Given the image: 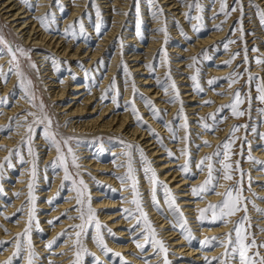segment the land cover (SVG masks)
<instances>
[{
    "label": "rangeland",
    "instance_id": "rangeland-1",
    "mask_svg": "<svg viewBox=\"0 0 264 264\" xmlns=\"http://www.w3.org/2000/svg\"><path fill=\"white\" fill-rule=\"evenodd\" d=\"M42 1H45L47 5V9L45 10V13L40 15L43 16L47 13H51L53 15L50 16V27L48 30H46L42 25H40V29L44 32H49L51 34L55 33L56 34V38H58V36H61L60 41L66 44H70V50L74 51L76 47H78L80 44L84 45L83 50L85 51L83 55L80 56H76L75 58H77L74 63L76 64L77 68H79L80 70L83 71H87L89 74V77L87 78L88 81L86 82V78L83 77V79L81 81L85 80V83L87 85V89H83L81 92L85 94H88L87 92H92L95 90H99L100 87L102 86V82L104 81V73L107 72V68H108V63H110L112 60L114 61L116 67L115 70L113 71V78H115V82L117 85V89L119 91V101H120V106L118 107L117 104L113 103L112 107L114 105H116V114L119 120H121L122 118V114L125 113L126 111H129L132 113L131 108L130 107H125V101H131V100H135V105L136 107L139 109L138 107V100H140L141 104L145 105V98H150L152 101L155 102V106L158 109H161L160 107H158V104L156 103L157 100H161V101H170V98L172 97V95H174V93L172 92L171 88H169V92L168 94H163L160 95L162 92H164V87L163 85H157V90L156 91H160L159 94H157L156 99H152V95L148 94L144 91L143 86L145 87H150L151 85H144V83L147 80H143L144 78H149V80H156L157 77L160 78L161 81H164L166 78V74L169 71V67L171 70V75L172 78L175 80V83L177 85V87L179 88V92H180V97L183 100V108H184V114L187 116L188 119V125H189V129H188V134L190 135V139L189 141H183L181 140H173L172 134L171 132L168 130V128L166 127V123L167 122H171L173 127L177 130V134L179 137H184L186 135L184 129L180 128V125L184 122L182 117H180L178 115L179 113V109L181 107L179 102H169L170 104L173 103H177V108L176 111L177 112H172V111H168L163 113L162 112V120H157L158 123H160V125H162L164 127V131H159V129L157 130L156 128L152 127L153 129H155L156 133L159 134V137L163 138L164 144L167 145L168 149H171V151L173 153H175V155L177 157H179V159H175V158H169L168 160H172L175 163H179L180 162V149L184 148V147H188L190 152H191V160H192V166L190 169L191 173H194L195 175H190L188 176L190 178L191 184L189 183V185L187 186V189H190L192 183L194 180L192 179H196L198 178V176H200L203 172H200L198 169H196V163L199 162L204 156L206 155H210L212 153H214L216 151V146L221 144L224 140H226L230 134V132L232 131L233 125H248V128H241L236 135L240 138L236 141V144L234 146L233 151L235 153H237L236 155L232 156L231 162H233L235 164L236 161H239L240 163V167L244 170L245 172V177H244V181H243V195L245 197L248 198V215L251 217V228L249 229V231L253 234H255V237L257 239V242H261L264 241V232H261L260 229L264 228V222H262V219L264 218H259V213L252 205V201L255 202V204L258 206V204H260V200H263L262 198H264V194H261L264 192V181H259L258 178L261 177L262 174H264V166L260 165L259 163H256L254 161H251L248 159V155H249V144L247 142H251V148H250V153L253 157L256 158L257 161H264V159L258 158L256 156L257 151H254L253 149H257V150H263L264 151V140L260 139L259 134L260 133H264V116H262L259 112V109L264 108V103H261L258 99H257V95L258 93L256 92V85H258L259 83H261V79L260 78H264V65H258L255 63V58L260 57L262 59H264V27H262L259 23V18L256 15V9L254 8V5H259L260 8H264V5L262 4V2L260 1H256V0H242L243 3V7H244V16H243V28H244V34H243V40L247 42V47L249 49L248 51V57H249V61H251L250 64V70L252 72V74L256 77H258V79H255L252 84H251V96H252V103H251V110L250 113L246 114L245 116H242L240 118H235L232 116L231 111L229 109H225L223 112L219 113L218 117H217V124H216V131L215 132H211V131H206L203 126H202V121L201 119H195L194 117H207L210 113H215L217 112L218 108L221 105H225V104H229L232 101L233 98V94L236 90H241V95L242 97L245 96V94L249 91V86L246 85V81L248 79L247 74H244L243 78L239 80L238 83L234 84L232 86L231 89H229V83L228 81L224 80V79H219L217 81V83L215 85H209L208 81L213 79V78H223V77H227L230 73H232L234 70L238 69L241 73H245V69L249 67V65H245L243 64V52H242V48H243V41H241L239 38L241 37V32L236 31L234 26L237 24L238 19L240 17V12L237 11L235 13H232L231 17L227 19V22L223 24V30L222 31H218L215 29V25H219L221 24L222 21H224L226 18L223 14H219V8H220V0H200V3L202 4V6L204 7V12H203V16H204V28L198 33L196 31L193 30L192 28V33H190L187 30V26H191L194 23H199L198 21H191L189 22L187 16L185 15L186 13H188L190 10L188 7H185V11H184V17L182 19V14L180 16H178L177 14H175V11H173V9H168L169 6H167L164 0H158V4L157 6H153L150 5L148 3V0H138L139 2V16L137 15L136 12V4H137V0H118L117 2V6H119V8H113L114 12H109V8L110 7H106V6H113L112 4H114L113 0H29V2L27 4L25 3H21V0H12V4H16L14 6V11H16L17 7L19 6H24L25 10L30 9V13L31 14H35L36 13V8H38V4ZM173 0H169V4L172 3ZM181 1L182 4H184ZM105 2V3H102ZM190 2L192 3L193 0H190ZM227 3L229 5V9H231V7L234 6L235 4V0H227ZM128 5V6H126ZM82 8L80 12H77L74 18H69L72 14L73 8L79 9ZM156 7H162L164 9V15L163 16H157L154 17L153 16V11L156 9ZM175 7V6H174ZM171 8V7H170ZM99 10L100 15L97 16V11ZM179 9H176V12H178ZM42 12V11H41ZM148 13H151L148 15ZM121 14H126L123 16V18H121L120 16H122ZM192 15H199L200 13L198 11L193 10L191 12ZM31 15V17L33 16ZM151 15V16H150ZM36 16H33L31 18V20H34ZM37 18V17H36ZM69 20V21H67ZM82 20L83 25H84V32L81 33L79 30V24H76V28H75V36L71 35V34H66L65 29H67L70 25H72L74 22ZM121 21V23H119L118 21ZM156 20H158V23H154ZM23 21V19L21 20ZM39 22V21H38ZM99 24L100 25V32L97 33L96 31V25ZM28 26V25H27ZM90 26V27H89ZM154 26H158V27H154ZM112 27H118L119 30L116 32V34L114 35V37H112L109 41L110 42V46L108 47V50L105 52L106 56L105 58L103 57H99L97 59L96 64L90 68L87 67L86 64V60L89 61V57L90 55H88L89 52H86L87 49L92 50V48H99L102 47L103 45L98 44L100 40H98L99 38H104L105 36H107V34L110 32ZM167 28V42L165 43L166 37L165 34L161 31H159V29L161 28ZM0 29L4 30V33L6 35V37L13 41L16 44H19L21 46H23L25 49H31V59L33 62L36 63L37 67H38V71L33 70L31 68L28 67V62L24 59L21 60L22 66H23V70L26 72V74L31 78V80L33 81V91L36 97V103L39 104L40 101H43L44 105L46 106V111L48 113V115L52 118L53 120V129L58 131L60 134H62L63 136H72L75 137L77 139H79L80 141H82V143H85L87 145H85V147L90 146L91 148V158H92V162L96 164L100 163V164H105L106 167H108V170H113V171H100L97 169H94L92 164L88 162H86V157L83 156V152L82 150H78V146L75 141H73L72 146L74 148V151L76 153V155L78 156V163L81 165L80 169H79V173L80 176L77 177V179L79 178H83V180L86 182V184L88 185V189L90 191V195H91V203H92V207L94 208L92 199L94 198V192L92 191L93 189H96V187L100 186L101 193L105 195V197H100V201L102 199H105L106 197L108 199H112V200H119V201H123L125 200L124 197L120 196V190H116L114 188V186H111L110 188H108L107 184H102V182H100L99 176L97 175L98 172H101L104 175H109L111 177H117L118 175H123L126 172V168L125 167H118V164L116 163H125L126 162V157L122 156L121 154L125 151L123 145L120 143L121 140H123L124 142L127 143H132V144H138L140 145L145 153L147 154L148 158L152 161V165L153 167L156 169L155 164H156V160L152 159V157L149 156V153L147 151L148 148H145V144L142 141L139 140H134V141H130L127 140L126 138H123L122 136H115V135H111V134H103L100 137H81L78 134H73V133H68L67 129H66V122L63 123V121H61L60 118V114L57 113V111L55 110V106L52 103V99L49 95V89L47 88V84L45 83V81H47V75H44L46 72L49 71V67L46 66L45 63V59L43 56H48V57H54L55 59L60 61V65H58L60 68L59 69H54V71L56 70V76L58 77V79L60 81H63L64 79L67 78V76H71L74 74V70L72 71V67L68 66V60L65 57H61V55L56 52L55 49L52 48H48L46 45H40V44H36L34 41H25L24 40V36H22L18 30L16 29V27L13 25L12 22H10V19L4 17L1 13H0ZM159 32V33H156ZM139 33V34H138ZM212 33H219L221 34L219 39H214L213 42L205 47H201L197 50H195L194 52H190V47H192L193 45H195V43L202 39H205L207 37H209ZM50 34V35H51ZM153 34H158L160 38L157 39H161L162 43L161 45H159L155 50H151L153 55L151 58L146 57L147 53L146 51L149 50L148 46L150 45L149 39ZM186 34V35H185ZM38 34L36 35H32L33 38H35ZM133 37L132 39L130 38ZM108 37V36H107ZM190 37V39L188 38ZM155 38V37H154ZM229 39L231 40H235L237 41L236 43L230 44L228 50H225V48L223 47V44L225 42H227ZM121 41H122V46H121ZM213 45H216L217 47H213ZM89 47V48H88ZM118 47V48H117ZM96 48V49H97ZM256 48L258 49V51H253V49ZM41 50H43L41 52ZM61 50V49H60ZM162 50H166L167 52V59L164 60L163 59V52ZM204 50H207V55L204 56L202 55V52H204ZM40 51V53H43L42 57H37L38 56V52ZM237 51H241V55L239 57H237L231 64V66H226L224 65V67L230 68V71L226 74H224L223 76L220 77H216L213 76V73L210 71L213 68H220V66H218L216 64V62H220L221 58H224L225 61H228L230 59H232V56L235 52ZM117 54L118 58L117 59H113L114 55ZM133 54H138L139 58L136 61H130L134 56H132ZM82 57H84V59H81ZM193 57H197V62L195 63V66L190 67V65H193ZM8 59V57H6ZM150 60V61H148ZM181 60V63H179V61ZM53 61V60H52ZM103 61L102 64H98V62ZM146 61V62H145ZM224 61V62H225ZM127 65L129 71L131 72V77H126L122 64ZM134 64H141L143 67H146V69H143L141 71H133L135 68L132 67ZM152 65L153 69H150L148 67V65ZM0 65H4L6 67L7 63H0ZM223 65V64H222ZM56 66L53 63V67ZM187 66L188 68V75L189 78L192 75L196 74V69L199 68L200 72H199V82L201 84V86L204 88L203 92H197L195 91V99L190 101V97H186L184 96L185 94L182 92L183 88L181 86L182 80H180V78L178 77L179 75H181L182 73V69H184L183 67ZM67 67V70H66ZM101 67V72H100V68ZM53 69V68H52ZM97 72V76L96 78H93V72ZM148 72V73H144V72ZM76 72V71H75ZM162 72V73H161ZM144 73V74H142ZM77 74V72H76ZM91 75V76H90ZM138 75H142V78L140 79L138 77ZM186 75V73L184 74ZM11 77V74H10ZM11 79V78H10ZM92 79H94L92 81ZM128 80L129 83L126 85L125 84V80ZM135 81V85L136 88L138 89L137 93H133V89L131 86V80ZM113 80V79H112ZM10 81V80H9ZM74 82V81H73ZM112 82V81H111ZM110 82V83H111ZM123 82V85L121 86L120 83ZM190 82L193 83L192 80H190ZM9 83V82H8ZM65 83V82H63ZM109 83V85H110ZM170 85V81L168 82ZM108 85V87H109ZM194 87V86H193ZM70 88V87H69ZM123 88V89H122ZM125 88L128 90V93L130 94V96H128L127 100L124 101L125 99ZM182 88V89H181ZM108 89V88H107ZM0 91H1V85H0ZM70 92V91H69ZM144 92V93H143ZM19 93H22V91H20L19 88H14L10 94L11 98H9V104L6 107H0V109L4 108V111L6 109H10L13 107V104L15 101L18 100V96ZM80 93V94H82ZM218 93H227V95H220ZM142 94V95H141ZM23 95V93H22ZM112 95H114V93H109L108 94V104L112 103ZM171 95V96H169ZM0 96L2 95V92H0ZM160 96V97H158ZM169 96V97H168ZM167 97V98H166ZM219 97L223 98L220 99ZM228 99L226 100L225 98ZM201 100V101H198ZM27 100V106L25 107V111L22 113H26V111H31V112H37L39 114V110L38 108H36L35 106H33V104L28 100ZM80 100H82V98H80ZM207 100H211L214 101L213 104L206 105L204 102ZM70 101V96H65V99L63 101H61L63 104L65 103H69ZM76 101V99L72 100V103ZM124 101V102H123ZM97 104L100 105V107L103 106V104L101 103V97L97 98V100L95 101ZM191 108L194 109H189V106ZM196 106H198V108H195ZM200 106V107H199ZM147 107V106H146ZM207 108V110L205 109ZM242 109H248L249 108V104L247 102V100L245 99V102L241 105ZM202 109H205V113L198 115V112L201 111ZM147 112L149 111V108H146ZM207 111V112H206ZM139 112L141 113V110H139ZM189 112L191 114H189ZM21 115V116H25V115ZM63 114V113H62ZM98 113H95V115H97ZM113 113L109 114L105 119H111V115ZM142 114V113H141ZM132 116H134V114H131ZM143 115V114H142ZM151 115V113H150ZM173 115V116H172ZM14 117L17 116L13 115ZM135 117V116H134ZM223 117H227V119H221ZM26 118V122H31L32 121V117L31 116H25ZM144 120H146V118L143 116ZM231 118L238 120L236 123H233V120H231ZM193 122V123H192ZM229 122H231V125L228 124ZM148 123V122H147ZM208 123H213L212 121H208ZM9 124V123H8ZM6 124V127L7 125ZM227 125V127L230 125L232 126L231 128L229 127V130L227 131V133L225 134L224 137H221L218 141H211L210 139H205L204 135H214V136H221L224 135V133L222 134V131H224L226 129V127H224V125ZM225 125V126H226ZM135 126V125H134ZM149 126V124L143 125L142 128H144L145 130H147V127ZM201 128V129H200ZM165 129H167L165 131ZM253 129H255V131H253ZM15 130H20L19 128H14L13 131H11V133L15 132ZM166 132V133H165ZM229 132V133H228ZM4 136L9 135L11 133H5V132H1L0 134H3ZM216 133H219V135H217ZM27 136V130L23 131V134L21 137L19 138H15L17 145L13 148H17L20 147L21 148V155L23 156L24 160L26 161V163H21L20 157L13 155L11 157V162H12V167H8L5 164L4 170H3V178L0 179V185H2L3 187V192L0 193V241H5L4 240V236H6L7 234L10 233V226L14 225V224H18L19 221L21 220H27L28 219H22L21 216H27L32 208V204L28 203L29 197H28V185L29 183H33V177H32V165H33V157L28 155V151H27V146H21V140L22 137L26 138ZM151 136H153L151 134ZM245 137H247V141H245ZM153 138H155L154 140L158 141V139L156 137L153 136ZM42 139H44L43 137V125L37 126L35 128L34 134H33V140H32V147L34 149V151L37 153V158H36V177H35V181H34V187H33V194L36 197L35 200V208H36V218L39 221L38 226L33 223L32 228H31V241L32 244L34 246V250L37 253V256L34 260V264H56V260L58 258V256H60V253H54L53 251L55 249H58L59 246L64 243V241L68 238L73 239L72 242L74 244V240H75V231L77 230H73L72 228L69 229H65L68 231V235L67 236H62L60 237L59 240H57L56 244L53 245V247L51 249H49L46 245V249L48 253H44L41 252L40 250H42L41 246H38V244L40 245V243H34L36 240H41L42 239V243L46 242V244H48L49 241L53 240L54 237L57 235V231H54V234L52 236V238L50 239L51 235L50 232L53 231V229L59 224L61 223L62 220L65 219V216L63 215H57L56 217H59V220H56L55 216H54V221L55 224H50L49 222L48 224V231H45V229L42 227V224L40 223V212L44 211L45 207H40L42 205V203H49V201H51V203H49L48 207L49 209L46 210L49 213L55 212L56 214L60 211L59 210V205H62V203L65 201L66 199V195L68 193H70V191H72L74 193V196L72 197L75 200V196L76 193L72 190V185L70 182H65V187L62 189L61 188V184L63 181V170L61 168H57L56 170H53L50 167V164L55 160L56 156H57V152H55L54 157L50 160L47 161V159L44 158V155L46 153V151H41L42 148H45L46 150H48V146L44 145L42 146L43 143H40L42 141ZM204 140H208L211 143V146H205L203 141ZM93 141H102V143H95ZM170 141L173 142V144L177 145L175 147H170ZM181 141V142H179ZM45 143H48L46 140L42 141ZM143 143V144H142ZM158 145H160V143H157ZM49 145V144H48ZM199 145V147H197ZM241 145H243V155H240L241 152ZM160 147H162L160 145ZM204 147H208L209 148V153L206 154H199V151H202L204 149ZM9 148V147H8ZM116 148H120L122 150V152L115 154L114 156H112V152L116 149ZM101 149H103L101 151ZM163 151H165L164 155H167V152L165 150V148H163ZM9 150V149H8ZM184 157V156H183ZM221 159V157H214L212 163L216 166V167H220L218 161ZM134 160H135V167L138 169L137 175L139 178V184H140V190L143 193V206L145 211L148 213L147 211V199H146V194L144 191H147L150 188H144V183L141 180V174H143L142 168H141V164L139 162V154L134 152ZM184 163L187 160V157L183 158ZM5 162V161H4ZM182 163V164H184ZM181 164V165H182ZM109 165V166H107ZM69 167H70V171H72V173L75 175V173L77 172V169L71 166L70 160H69ZM123 169L124 172L122 173H116L117 171H119V169ZM180 169V165L173 167V170L175 169ZM117 169V170H116ZM50 172V173H47ZM157 171V170H156ZM194 171V172H193ZM197 171V172H196ZM21 172H28V175H22ZM115 172V173H114ZM158 172V171H157ZM182 172L179 170V173ZM205 179L207 178V171L205 170ZM258 172H261V175L258 174ZM115 174V175H114ZM159 175V174H158ZM144 176V174H143ZM25 178V179H19V178ZM58 177V179H60L59 185L60 188L56 189L57 192L54 193V197L52 195H47L45 194V198L43 200V196L40 194V190L43 189L44 192L43 193H47L49 191H51V189L53 188V184H54V180ZM239 179V174H236V177L233 181H225L223 179L220 180V184L224 185V188H218L219 190H221L220 192H224L226 190V188L230 185H233L236 183V180ZM118 180V179H117ZM147 180L144 176V181ZM18 181H26V184H28L27 186L24 187H16L14 188L13 186L17 185ZM148 182V181H147ZM149 183V182H148ZM201 183V182H200ZM249 184H250V190H249ZM149 187H151L150 184H148ZM6 186V187H5ZM107 187L108 189L106 190V188L104 189V187ZM169 186V185H168ZM197 186V185H196ZM170 187V186H169ZM5 188H7L8 190H5ZM171 188V187H170ZM183 188H180V190H182ZM217 189V190H218ZM13 190V194H10L9 192ZM15 190V191H14ZM173 194H175V196H179L177 194V192L173 191L174 189H171ZM177 190V189H176ZM179 190V189H178ZM189 193H191V191H188ZM17 193L20 194H24V200H23V204L19 207H17L14 211L9 210L10 206L14 203V198L17 197ZM158 193L161 194L163 197V189L159 188L157 191V197H158ZM130 194L131 197V193ZM255 194V195H254ZM41 195V196H40ZM20 196V195H19ZM195 197V196H194ZM197 199V200H194ZM193 200V202H195L194 204H196L197 202H200V198L195 197ZM70 198L67 200L69 201ZM178 200V198H177ZM204 200V198H203ZM222 200V197L220 196L217 202ZM42 202V203H41ZM160 202V209H158L156 207V211H158L160 214L163 215V217H167L166 221H169L168 224H166L165 226H168V228L165 229V231H168L169 229L174 230L175 232L178 233L175 237V239H178L180 236H183L184 239H186L185 242V246L189 243H191V245H193V247L198 248L202 253H199V256H193V257H187V255L184 256L185 253H177L176 251V247L173 241L169 242V238H164L167 235H163L164 230L161 229V224L159 223H155L153 222V220L151 219V217L149 216L150 220L152 221L153 225L155 226L157 233H158V239H162L165 241L166 246L168 247V259L171 261V264H174V262H180V261H184L186 264H203V259L200 260H194L196 257H208L209 259H211L210 255L207 256L206 254H204V251H208L206 249H209L210 251H214L217 250L218 248H220L221 251H219L220 253L218 254L217 257H219L224 251L225 249L221 246L218 245V243H214V246H210V247H206L204 248L198 237L199 234L202 233V230H195L196 228H198L194 223H189L190 220L187 218L188 220V224L189 226L192 228V234L196 237L195 239L189 241V239H187L185 237V235L182 233L181 229L179 228H174L173 224L175 223V218L173 217L172 212L168 209L167 204L165 202V200H163V202ZM177 203L180 206V202L177 201ZM74 206L72 207L73 209V213H75L74 215H69L71 213V211H66L68 213V217L72 216V217H77L79 214L74 211V208L76 206V200L74 201ZM130 208H133L134 206L130 203ZM206 206V205H205ZM21 207L24 208L23 212L18 211L19 209H21ZM207 207V206H206ZM259 207V206H258ZM181 210L183 211L182 207L180 206ZM198 208V206H196V209ZM205 208V207H204ZM261 209H264L262 207H259ZM24 212H26V214H23ZM110 212H120V213H124L123 212V208L120 211L112 210ZM49 213H46L47 215ZM97 213V212H96ZM184 213V212H183ZM199 213V212H197ZM45 214V215H46ZM77 214V215H76ZM166 214V215H165ZM127 215L126 213L121 217V218H125ZM185 215V214H184ZM11 217V219H6L5 217ZM98 219L99 221L104 224L107 225L106 222H104L103 218L100 217V214L97 213ZM244 216L243 212L238 213L237 215L233 216L230 218L231 223H229V230L227 232L230 231V229L233 228L234 224L241 218ZM258 216V217H257ZM264 216V215H262ZM186 217V215H185ZM128 221H132V218L129 217L127 218V222ZM81 221L79 219H73L72 225L74 224H80ZM137 224V220L134 219V225L132 227H130V234L126 235L122 238H119L120 240H122L121 242L118 240L117 236V232L112 228L113 233L115 234L114 236H111L107 233V231H104V238L105 241L109 238H117L114 239L115 243L117 244V242H119L120 244H123L125 246H127L128 244H133L135 245V247L133 250L136 253L130 251L129 249H127V253L126 256L124 257V259H126L129 264H139V262H141L142 264H163V253H159L158 249H154L151 244H149L145 239H144V229L143 227H136ZM27 227V223L25 225V228ZM108 227V225H107ZM224 226H222L219 223H215V228L216 229H222ZM110 228V227H108ZM124 228V227H121ZM5 229L8 230V232H5ZM135 229V230H134ZM64 230V231H65ZM24 231V229H23ZM23 231L19 232L22 233ZM62 231V232H64ZM134 232H140L138 235L137 234H133ZM224 232V233H227ZM215 234L212 236H207L205 233L201 234L202 239L208 238V237H223V234ZM167 234H170V232H167ZM95 235V228L94 227H89L86 230V235L83 237V244L84 246L88 249L89 253L90 252V247H89V240L92 239V237ZM130 238V239H124V238ZM169 237V236H168ZM14 239V238H13ZM13 239L7 240V241H12ZM93 240V239H92ZM139 241L141 244H145L146 247L143 249V251L139 248H137L136 246V241ZM95 242V241H94ZM107 243V241H106ZM38 246V247H37ZM45 246V245H44ZM74 246V245H73ZM72 246L71 249L72 252H74V247ZM184 246V245H182ZM202 246V247H201ZM11 245H7L5 246V248L3 250H0V253H2L3 251H5L6 248H10ZM13 247V252L15 251L14 246ZM190 247V246H188ZM152 251L153 253L151 255H146L148 252ZM262 251H264V249H262ZM105 254V253H104ZM42 255V256H41ZM57 255V256H56ZM92 257V258H90ZM96 257L97 254H95V256L89 255V254H82V264H92L94 262H96ZM48 259L47 261H45V259ZM72 262L71 264H74L75 261V254L69 257ZM157 258L159 261L158 263H152V259ZM100 259V258H99ZM113 259V262H115L116 264H123V261L120 260L117 257H114L111 254H105V258H101V261H104V264H106L107 262H111ZM92 262V263H91ZM13 264H27V259H26V252L21 254V258H16L13 260ZM212 264H217L216 261H212Z\"/></svg>",
    "mask_w": 264,
    "mask_h": 264
},
{
    "label": "snow or ice",
    "instance_id": "snow-or-ice-1",
    "mask_svg": "<svg viewBox=\"0 0 264 264\" xmlns=\"http://www.w3.org/2000/svg\"><path fill=\"white\" fill-rule=\"evenodd\" d=\"M29 0H21V3L27 4ZM182 2L189 8V12L185 15L187 16L189 22L191 21H198L199 23L192 24V28L196 32H200L204 28V7L200 3V0H193L192 3H188V0H182ZM215 2V0H214ZM148 3L153 6H157L158 0H148ZM256 9V15L259 18V23L262 27H264V8H260L259 5H254ZM195 10L198 11L199 15H192L191 12ZM239 11L240 17L238 19L237 24L234 26L236 31L241 32V37L239 38L243 41V64L249 65L248 68L245 69V73H241L238 69L234 70L230 73L227 77L223 78H213L208 81L209 85H215L219 79H224L229 83V89L232 86L239 82L240 79L243 78L244 74H247V81L246 85L249 86V91L245 94L244 97L241 95V90H236L233 94V98L231 103L221 105L217 112L210 113L207 117H202V126L206 131L215 132L216 131V124H217V117L219 113L223 112L225 109H229L231 114L235 118H240L245 116L246 114L250 113L251 110V103H252V96H251V84L255 79L258 77L254 76L250 70L251 61H249L248 57V47L247 42L243 40L244 28H243V16H244V7L242 0H235V4L231 9H229V5L227 0H220V8L219 14H223L225 16V20L221 22L219 25H215V29L218 31L223 30V24L227 22V19L231 17L232 13ZM136 12L139 16V2L137 0L136 4ZM53 15L51 13H47L43 16L37 17L40 24L48 30L50 27V16ZM100 15L99 10L97 11V16ZM164 9L162 7H156L153 11V16H163ZM79 24V30L81 33L84 32V25L82 20L74 22L70 25L67 29H65L66 34H71L75 36V28L76 24ZM97 33L100 32V25L97 24L96 26ZM159 31L165 34L167 42V28H161ZM139 34V33H138ZM186 35V34H185ZM190 39V37H188ZM237 41L229 39L227 42L223 44L225 50H228L229 45L236 43ZM122 46V41H121ZM213 47H217L213 45ZM31 49H25L23 46L14 43L13 41L9 40L3 29H0V59H3L4 56L8 57L7 62V71H5V66L0 65V81L7 84L10 80V74L15 75L18 78L17 87L22 91L23 98L28 99L33 106L38 108L39 114L37 112L26 111L24 114L25 116H31L32 121L26 122L27 123V136L26 138H22L21 146H27L28 155L33 157V165H32V177L33 183H29L28 185V203L32 204V208L28 214V221L27 227L24 229L22 233H18L12 241H0V250H3L5 246L12 245L15 248L12 256H10L7 260L0 262V264H13V260L16 258H21V254L26 252V259L27 264H34V260L37 256V253L34 250V246L31 241V228L33 223L37 226L39 221L36 218V208H35V200L36 197L33 194V187L34 181L36 177V158L37 153L34 151L32 147V140L35 128L37 126L43 125V137L48 142L50 149L55 148L57 152V156L55 160L50 164V167L53 170L57 168H61L63 170L64 176L63 181L61 184V188L65 187V182H70L72 185V190L76 193L75 200L76 206L74 211H76L79 215L77 217H68V213H62L63 216L69 219H79L81 221L80 224L71 225L70 228L75 231V240H74V252H75V261L74 264H82V254H89L95 256V253H89L88 249L83 244V237L86 235V230L89 227L95 228V235L92 239L95 241L96 245L105 253L111 254L114 257L119 258L123 261V264H129V262L124 259L123 254L120 252H114L113 249L109 248L105 238H104V231L106 230L107 233L111 236H114L111 228H108L107 225L102 224L97 216L96 210L92 207L91 203V195L88 189V185L83 180V178L77 179L80 176L79 169L81 165L78 163V156L76 155L74 148L72 146L73 141L77 145L82 143L79 139L72 137V136H63L58 131L53 129V120L48 115L46 111V106L44 105L43 101H40L39 104L36 103V97L33 91V81L31 78L26 74L23 70V66L21 60L24 59L28 62V67L38 71V67L35 62L31 59ZM253 51H258V49L254 48ZM163 52V59H167V52L166 50H162ZM202 55H207V50L202 52ZM241 55V51H237L233 54L232 59L225 61L224 64L226 66H231L232 62ZM49 59L53 60V63L58 67L60 61L55 59L54 57H49ZM197 57H193V65L190 67L195 66L197 62ZM103 61L98 62V64H102ZM255 63L258 65H264V59L257 57L255 58ZM124 73L126 77H131V72L129 71L126 63L122 64ZM150 69H153V66L150 64L148 65ZM199 68L196 69V74L192 75L190 79L193 81V86L195 91L203 92L204 88L201 86L199 82ZM88 75V72L85 73ZM261 83L256 85V92L258 93L257 99L264 103V78H260ZM171 82L170 85L168 82ZM129 81L126 79L125 84L127 85ZM157 85H163L165 94H168L169 88H171L174 95L170 98L169 102H179L181 107L179 109L178 115L182 117L183 123L180 125V128L184 129L186 135L184 137H179L177 134V130L173 127L171 122L166 123V127L172 134L173 140H183L189 141L190 135L188 134V119L187 116L184 114L183 108V100L180 97L179 88L177 87L175 80L172 78L171 70L169 67V71L166 74V78L164 81H161L159 77H157ZM131 86L133 89V93H137L138 89L136 88L134 79L131 80ZM90 91V89H89ZM109 93H114L111 99L112 102L120 106L119 101V91L117 89V85L115 82V78H113L112 82L110 83L108 89L105 91V94L101 97L102 99H107ZM220 95H227V93H218ZM142 95V94H141ZM247 100L249 104L248 109H242L241 105ZM206 105H211L214 101L207 100L204 102ZM9 104V98L7 96H0V107H6ZM145 104L149 108L151 114L157 119L162 120V111L155 106V102L152 101L150 98H145ZM125 107H130L132 113L135 116L137 123L141 126L146 125L147 121L144 120L143 115L139 112V109L135 105V100L125 101ZM259 112L262 116H264V108L259 109ZM22 116L21 114H17L15 117L9 118V124L7 127L0 126V132L11 133L14 128H19L22 125L19 123ZM227 119V117L221 118ZM208 121H212L213 123H208ZM241 128H248V125H233L232 131L230 132L228 138L224 140L221 144L216 146V151L210 155L204 156L199 162L196 163V168L200 172L207 171V178L204 182L198 186H190L191 193L193 196L203 199L207 194L212 193L222 197V200L218 203H209L207 207L201 208L198 210L199 215L197 217L198 222L203 225L205 222L208 223H219L222 226H227L231 223L230 218L237 215L240 212L244 213V216L241 217L230 229L229 232L224 233L223 237H208L200 241L201 245L204 247L214 246V243H218L219 246L223 247L225 251L219 257H212L209 259L205 257L206 264H212V261H216L217 264H264V241L257 242L255 234L251 233L249 229L251 228V217L248 215V198L243 195V181L245 177L244 170L240 167L239 161H236L235 164L231 162L232 156L236 155L233 151L236 141L240 139L236 133ZM147 130L158 139L160 145L165 148L167 155L169 158L179 159L171 151V149L167 148V145L164 144L163 138L159 137V134L156 133L155 129L151 128L149 125ZM255 131V129H253ZM260 139L264 140V133L259 134ZM247 141V137L244 138ZM95 143H102V141H93ZM123 145L125 151L121 154L122 156L126 157L125 163L118 164V167H125L126 172L123 175H118L116 178L120 180L122 185H125L124 190L130 191L131 199L128 201L134 207L133 208H125L123 212L126 213L125 218H133L137 220L136 227H143L144 229V239L151 244L154 249H158L159 253H163V264H171V261L168 259V247L165 244V241L162 239H158V233L153 225L152 221L150 220L148 213L145 211L143 206V193L140 190L139 178L137 175L138 169L135 167V160H134V152L139 154V162L141 164V168L143 174L149 184L150 187V196L152 203L160 209V202L157 197V191L159 188L163 189L164 200L167 204L168 209L172 212L173 217L175 218V223L173 227L179 226L182 233L185 235L189 241L195 239L196 237L192 234V229L188 224V220L185 217L183 211L181 210L179 204L177 203V197L173 194L171 188L159 178V175L156 169L152 165V161L148 158L147 154L145 153L144 149L138 144H132L124 142L123 140L120 141ZM205 146H211L210 141L204 140L203 141ZM249 144V155L248 159L259 163L260 165L264 166V161H257L255 157H253L250 153L251 142H247ZM4 146H0L3 148ZM199 147V145L197 146ZM103 149H101L102 151ZM9 155L5 157V162L0 163V179L3 178V170L5 164L8 167H12L11 157L13 155L19 156L21 163H26L23 156L21 155V148L17 147L15 149L8 150ZM180 155L187 157V160L184 164L180 165V171H182L186 176L195 175L194 173L190 172L192 166L191 160V152L189 148L186 146L180 149ZM240 155H243V145H241V152ZM214 157H221L218 161L220 167H216L212 161ZM69 160L71 166L77 169L75 175L70 171L69 167ZM239 174V179L236 180V183L230 185L226 188L224 192L217 191L218 188L224 187V185L220 184V180L223 179L225 181H233L236 177V174ZM115 175V174H114ZM250 190V184H249ZM3 192V187L0 185V193ZM19 197L20 193L16 194ZM255 195V194H254ZM264 199V198H262ZM51 203V201H49ZM253 207L262 215H264V209L259 208L254 201H252ZM18 211L23 212L24 208L21 207ZM166 215V214H165ZM6 219H11V217H5ZM167 218V217H166ZM60 218L57 217L56 220ZM50 224H55V221H49ZM2 227V226H0ZM135 230V229H134ZM261 232H264V228L260 229ZM7 233L8 230L5 229ZM68 231L65 230L61 232L56 238L49 241L47 247L51 249L54 244H56L57 240L60 239L62 236H67ZM137 248L143 249L146 247L145 244H141L138 240L136 241ZM97 264H104V261H101L99 257H96ZM51 264V262H50ZM147 264V262H146Z\"/></svg>",
    "mask_w": 264,
    "mask_h": 264
},
{
    "label": "bare ground",
    "instance_id": "bare-ground-1",
    "mask_svg": "<svg viewBox=\"0 0 264 264\" xmlns=\"http://www.w3.org/2000/svg\"><path fill=\"white\" fill-rule=\"evenodd\" d=\"M114 4H112L113 6H106V7H110L109 8V12H114L113 8L116 6L117 8H119V6H117V2L118 0H113ZM167 6H169V10L173 9V11H175V14H177L178 16H180L182 14V19L185 16L183 13L185 11V7H187L185 4H182L181 1L179 0H173L171 4H169V0H164ZM256 1H261L262 4L264 5V0H256ZM12 0H0V13L10 19V22L13 23V25L16 27V29L18 30V32L24 36V40L25 41H34L36 44H40V45H46L48 48H52L55 49L56 52H58L61 57H65L68 60V66L72 67V71L74 70V74L71 76H67L66 79H64L63 81H60L58 79V77L56 76L57 73V69H59L60 67L58 66H54L53 67V61L52 59H49L48 56H43V53H40V51L38 52V56L37 57H44L45 61V65L49 67V71L46 72L44 75H47V81H45V83L47 84V88L49 89V95L52 99V103L55 106V110L57 111V113L60 114V118L61 121L66 122V129L68 133H73V134H78L81 137H100L103 134H111V135H115V136H122L123 138H126L127 140L130 141H134V140H139L142 141L145 144V148H148L147 151L149 153V156L152 157V159L156 160V170L158 171L157 173L159 174V178L164 181L166 184H168L171 189H174L173 191L177 192V194L179 196H177L178 198V202H180V206L183 209L184 214L186 215V218H188L190 220L189 223H194L198 228H196L195 230H202V233H205L207 236H212L215 234H222L224 232H227L229 230V225L224 226L222 229H216L215 228V223H208L205 222L203 225H201L198 220L197 217L199 215L198 210L201 208L206 207L209 203H214L217 202L219 197L218 195L209 193L204 197V200L200 198V202H197L196 204H194L195 202H193L195 197L192 195V193H189L188 191H191L190 189H187V186L189 185V183L191 184L190 178L188 176H186L183 172L179 173L180 169H175L173 170V167L179 166L182 163H184L183 160V156L180 157V162L179 163H175L172 160H168V155H164L165 151H163L162 147H160V145H158V141L154 140L155 138H153V136H151V133L148 130H145L144 128H142L141 125H139L135 119L134 116H132L130 110L126 111L125 113L122 114V118L121 120L118 119L117 114H116V105H113V102L108 104V98L107 99H102L101 98V103L103 104L102 107H100L99 104H97L95 101L97 100V98L102 97L105 94V91L108 88L109 83L112 81L113 79V71L115 70V63L112 60L110 63H108V68L106 69L107 72L104 73V81L102 82V86L100 87L99 90H95L92 92H87L88 94L82 93L81 91L83 89H87V85L84 81H81L83 79V77L86 78V82L88 81V77L89 74L86 75L85 71L82 72V70H80L79 68H77L76 64L74 63V61L77 59L75 58L76 56H80L84 54V45L80 44L78 47L75 48V50L71 51L70 44H66L60 41L61 36H58V38H56V34L53 33H49V32H44L40 29V22H38L39 20L36 17H40V15L45 13V10L47 9V5L43 4L46 3L45 1H42L38 4V8H36V13L33 15L30 13V9L25 10L24 6H19L17 7L16 11H14V6L16 4H12ZM105 3V2H102ZM188 3H191L190 0H188ZM128 6V5H126ZM175 6V7H174ZM114 7V8H116ZM171 7V8H170ZM81 7L79 9L73 8L72 14L69 18H74L77 12L81 11ZM176 9H179L178 12H176ZM42 11V12H41ZM151 13H148V15ZM31 15L36 16L34 18V20H31ZM122 16H120L121 18H123L124 15L126 14H121ZM151 16V15H150ZM23 19V21H21ZM69 21V20H67ZM118 21V20H115ZM119 23H121V21H118ZM159 21L156 20L154 23H158ZM28 25V26H27ZM90 27V26H89ZM154 27H158V26H154ZM119 30L118 27H112L110 32L107 34V36H105L104 38H99L98 40L100 45H103L102 47L99 48H92V50L89 51V49H87L86 52H89L88 55H90L89 57V61L86 60V66L92 68L96 62L97 59L99 57H103L105 58V52L108 50V47L110 46V39L112 37H114V35L116 34V32ZM187 30L193 34L192 32V27L191 26H187ZM159 33V32H156ZM38 34L35 38H33L32 35H36ZM51 34V35H50ZM221 36V34L219 33H212L209 37L202 39L200 41L197 40V42L195 43V45H193L192 47H190V52H194L195 50L201 48V47H205L209 44H211L213 42V40L215 39H219ZM155 37V38H154ZM130 38L132 39L133 37L130 36ZM160 38L158 34H153L150 39V45L148 46L149 50L146 51L148 58H151L153 53L151 50H155L159 45H161L162 41L161 39H157ZM89 48V47H88ZM118 48V47H117ZM61 49V50H60ZM43 50H41L42 52ZM86 54V53H85ZM84 54V55H85ZM132 56H134L130 61H136L138 59H140L138 56V54H133ZM7 56H4L3 59H0V63H7L8 59L6 58ZM118 55L115 54L113 59H117ZM221 60L220 62H216V64L218 66H220V68H213L210 71L213 73V76L216 77H220L223 76L224 74L228 73L230 71V68L224 67V61L225 59L220 57ZM81 59H84V57H82ZM85 60V59H84ZM150 61V60H148ZM146 62V61H145ZM179 63H181V60L179 61ZM223 64V65H222ZM60 65V64H59ZM132 67H134L135 69L133 71H141L143 69H146V67H143L141 64H134ZM264 67V66H262ZM53 68V69H52ZM184 69H182V73L181 75H179L178 77L180 78V80H182L181 86L183 88L182 92L185 94L184 96L186 97H190V101L195 99V89L193 87V83L190 82V78L188 75V67L184 66ZM54 69H56L54 71ZM100 72H101V67L99 68ZM67 70V67H66ZM5 71H7V65L5 67ZM77 74H76V72ZM93 72V71H92ZM93 78H96L97 76V72H93ZM144 73H148L147 71ZM142 73V74H144ZM162 73V72H161ZM186 73V75H184ZM91 76V75H90ZM138 77L141 79L142 75H138ZM94 79H92L93 81ZM143 80H147L144 85H151L150 87H145L143 86V89L146 93L151 94L152 95V99H156L157 94L160 93V91H156L157 90V79L156 80H149V78H144ZM74 81V82H73ZM65 82V83H63ZM18 84V78L15 75H11V79L9 81V83L5 84L2 81H0V85H1V91L3 96H7L8 98H11V91L17 87ZM120 85H123V82L120 83ZM70 87V88H69ZM18 88V87H17ZM181 88V89H182ZM123 89V88H122ZM21 91V90H20ZM70 91V92H69ZM82 93V94H80ZM144 93V92H143ZM165 92H162L160 95H163ZM70 96V101L69 103H65L63 104L61 101H63L65 99V96ZM125 100H127L128 96H130V94L128 93V90L125 88ZM171 96V95H169ZM168 96V97H169ZM160 97V96H158ZM80 98H82V100H80ZM167 98V97H166ZM220 99H223L221 97H219ZM76 99V101H74L72 103V100ZM226 100L228 99L225 98ZM123 101V102H124ZM198 101H201L198 99ZM27 100L26 98H23L22 93H19L18 96V100L14 102L13 107L10 109H6L4 111L3 109H0V126H5L6 124L9 123V118L14 117L13 115L16 114H21L23 115L25 111V107L27 106ZM125 103V102H124ZM156 103L158 104V107L161 108V110H163L162 112L165 113L168 111H172V112H177L176 108H177V103H173L170 104L167 101H161V100H157ZM189 109H194L191 108V105H188ZM138 107L139 110H141V113L143 114V116L146 118V121L148 122L147 124H149L150 126L156 128L157 130L159 129V131H162L164 129V127L162 125H160V123H158L157 119L150 113L151 112H147L146 111V106L141 104L140 100H138ZM200 107V106H199ZM195 108H198V106H196ZM207 110V108H205ZM205 109H202L201 111L198 112V115L205 113ZM207 112V111H206ZM63 113V114H62ZM95 113H98L97 115H95ZM113 113L111 116V119H105L109 114ZM189 114H191L189 112ZM173 116V115H172ZM195 119H201L202 116L199 117H194ZM231 120H233V123H236L238 120H235L233 118H231ZM22 126L19 127V131L15 130V132L4 136L3 134H0V146H4L3 148H0V163H4L5 161V157H7L9 155V150L13 149L17 143H16V139L15 138H19L22 136L23 131L27 130V123H26V118L25 116H22L20 122H19ZM193 123V122H192ZM228 124L231 125V122H229ZM135 125V126H134ZM226 125V124H225ZM224 127H226V129L224 131H222V134L224 133L223 136H214V135H204L205 139H210L211 141H218L221 137H224L225 134L227 133V131L229 130V127L231 128L232 126H228L227 125ZM201 129V128H200ZM167 129H165L166 131ZM164 131V130H163ZM162 131V132H163ZM1 133V132H0ZM166 133V132H165ZM229 133V132H228ZM217 135H219V133H216ZM23 138V137H22ZM42 141H45V139H42ZM40 142L43 143L42 146L47 145L48 146V150H46L45 148H42L41 151H46L44 158L48 160L52 159L54 157V154L56 152L55 148H51L49 147L48 143L45 142ZM181 142V141H179ZM142 143V144H143ZM171 146L170 147H175L177 145L173 144L172 141H170ZM85 143H80V146H78V150H82L83 152V156L86 157V162H88L87 165L92 164L93 168L95 166L94 169L100 170V171H113V170H108L105 164H100V163H93L92 158H91V148L90 146L85 147ZM9 147V148H8ZM254 151H257L256 156L258 158L264 159V151L261 150H257V149H253ZM122 152V150L120 148H116L112 153V156H114L117 153ZM209 148L208 147H204V149L202 151H199V154H206L209 153ZM119 164V163H116ZM109 166V165H107ZM196 168V167H195ZM119 169V171H117L116 173H122L124 172L123 169L117 168ZM116 169V170H117ZM197 169V168H196ZM194 172V171H193ZM197 172V171H196ZM47 173H50L47 171ZM115 173V172H114ZM195 173V172H194ZM205 173L203 172L200 176H198V178L196 179H192L194 180L191 186H198L200 184H202L205 180ZM22 175H28V172H21ZM258 174L261 175V172H258ZM97 175L99 176L100 182H102V184H107L108 188H110L111 186H114V188L116 190H120V196L124 197L125 200L123 201H119V200H112V199H108L107 197L105 199H102L100 201V197H102L104 194L101 193V188L100 186L96 187V189H93L92 191L95 193L94 194V198L92 199V202L94 205V209L96 210L97 213L100 214V217L103 218L104 222L107 223L108 227H110L111 229L113 228L117 233L118 240L121 242L122 240H120L119 238H122L126 235H129L130 232V227H132L134 225V219L132 218V221H128L127 222V218H121L125 213H120V212H110L112 210H117L120 211L122 208H130V203L128 202L131 197H130V191H125V185H122L120 180L115 177H111L109 175H104L101 172H98ZM141 180L144 183V188H150L149 187V183L147 182V180L144 181V176L143 174H141ZM19 179H25L23 177L19 178ZM259 181H264V174L261 175L260 178H258ZM54 184H53V188L51 189V191L49 192H44L43 189L40 190V194L43 196V200L46 198L45 194L47 195H52L53 197L55 196L54 193L57 192L56 189L60 188L59 182L60 179H58V177L54 180ZM201 182V183H200ZM61 183V182H60ZM28 184H26V181H18L17 185L13 186L14 188L16 187H24L27 186ZM223 185V184H222ZM6 187V186H5ZM100 188V189H98ZM106 188V190L108 189L106 186L104 187V189ZM180 188H183L182 190H180ZM224 188V187H221ZM177 189V190H176ZM179 189V190H178ZM5 190H8L7 188H5ZM15 191V190H14ZM217 191H221V190H217ZM264 191V190H263ZM146 194V203L147 205V211H148V215L151 217V219L153 220V222L155 223H159L161 224V229L164 230L163 235H167L164 238H169V242L173 241L176 247V251L177 253H185V255H187V257H193L198 255L200 250L198 248L193 247V245H191V243L187 244L185 246V242L186 239H184L183 236H180L178 239H175L176 235L178 233L175 232V229H169L168 231H165L166 228H168V226H165L166 224H168L169 221H166V217H163L162 214H160L158 211H156V206L152 203L151 201V196H150V189H148L147 191H144ZM10 194H13V190H11L9 192ZM264 194V192L261 194ZM40 195V196H41ZM74 196V193L72 191H70V193H68L65 197V201L62 203V205H59V212L56 214L55 212L49 213L46 210L49 209V203H42V205L40 207H45L44 211H41L40 214V223L42 224V227L45 229V231H48V222L49 221H54V216L55 218H57V215H62V213H65L66 211H71V213L69 215H74L75 213H73V209L72 207L75 205L74 204V199L72 198ZM24 194H20L19 197H15L14 198V203L10 206L9 210L14 211L17 207L21 206L23 204V200H24ZM105 197V195L103 196ZM70 198L69 201H67ZM47 199V198H46ZM45 199V200H46ZM158 199L159 201L163 202L164 197L158 193ZM194 199V200H193ZM206 205V206H205ZM196 206H198V208L196 209ZM259 207L264 208V199L260 200V204H258ZM46 213H49L48 215ZM23 214H26V212H24ZM46 214V215H45ZM77 215V214H76ZM126 216V215H125ZM259 218H264V216H262V214L258 215ZM257 216V217H258ZM72 217V216H70ZM22 219H28L27 216H21ZM73 219H69L67 217H65L64 220L61 221V223H59L54 229L53 231L50 232V239L52 238L54 231H57V235L54 237L56 238L62 231H64L65 229H69V226L72 225ZM262 222H264V219H262ZM27 223V220H21L18 222V224H14L12 226H10V233L7 234L6 236H4V240H10L13 239L19 232L23 231V229H25V225ZM169 225V224H168ZM124 227V228H121ZM176 229H179V226L175 227ZM192 229V228H191ZM167 232H170V234H167ZM140 232H134L133 234H139ZM199 234V241L203 240L201 237V234ZM169 236V237H168ZM114 239H117L114 237ZM113 238H108L107 241V245L109 248L113 249L114 252H120L123 254V257L126 256L127 253V249H133L135 247V245L133 244H128L127 246L120 244L119 242H117V244L115 243ZM124 239H130L128 237L124 238ZM73 239L68 238L64 241V243H62L58 249H55L53 252L55 253H60V256H58L57 260H56V264H71L72 260L69 258L70 256L74 255L75 252H72L73 249L72 246L74 245L72 242ZM34 243H40V245L38 244V246L42 247V250H40L41 252L44 253H48L47 249H46V242L42 243V239L41 240H36ZM89 247H90V252L97 254V256H99V258H105V254L104 252L96 245V243L94 242V240L90 239L89 240ZM45 245V246H44ZM184 245V246H182ZM37 246V247H38ZM190 246V247H188ZM202 247V246H201ZM204 247V246H203ZM206 248V247H204ZM207 252L204 251V254H206L207 256L210 255V257H217L218 254L220 253L219 251L220 248H218L217 250L214 251H210L209 249ZM134 253H136L133 250H130ZM89 252V251H88ZM153 252L150 251L148 252L146 255H151ZM13 254V247L11 245L10 248H6L5 251H3L2 253H0V262H3L5 260H7L10 256H12ZM42 256V255H41ZM57 256V255H56ZM211 257V258H212ZM92 258V257H90ZM114 258V256H113ZM45 261H47L48 259L44 258ZM203 259V264H206L205 258L202 257H196L194 260H200ZM158 259H152V263L157 262L158 263ZM92 263V262H91ZM92 264H97V262H94ZM106 264H116L115 262L112 261L109 263L107 262ZM136 264V263H135ZM139 264H142L141 262H139ZM174 264H186L184 261H180V262H174Z\"/></svg>",
    "mask_w": 264,
    "mask_h": 264
}]
</instances>
